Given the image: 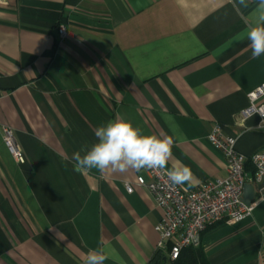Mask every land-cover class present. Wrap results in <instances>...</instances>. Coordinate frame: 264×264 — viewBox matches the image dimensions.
Here are the masks:
<instances>
[{
    "label": "crops",
    "instance_id": "1",
    "mask_svg": "<svg viewBox=\"0 0 264 264\" xmlns=\"http://www.w3.org/2000/svg\"><path fill=\"white\" fill-rule=\"evenodd\" d=\"M256 7L0 0V264H83L100 248L104 264L170 263L154 229L161 210L136 185L145 172L77 171L74 153L97 142L98 127L126 119L174 139L169 167H190L193 180L181 187L194 190L226 175L208 141L214 124L241 154L264 152L260 117L242 114L247 93L264 82V56L253 58L244 39ZM3 126L13 129L19 161ZM198 246L209 264H264V200L247 219L205 230Z\"/></svg>",
    "mask_w": 264,
    "mask_h": 264
},
{
    "label": "built area",
    "instance_id": "2",
    "mask_svg": "<svg viewBox=\"0 0 264 264\" xmlns=\"http://www.w3.org/2000/svg\"><path fill=\"white\" fill-rule=\"evenodd\" d=\"M60 38L66 35L64 24L57 26ZM248 106L243 116L256 114L264 131V82L247 93ZM2 140L13 156L19 161L22 151L16 143L13 129L2 127ZM208 141L222 153L226 164V175L209 180L194 190H184L173 185L164 171L143 169L148 180L138 175L136 185L146 188L152 195L161 217L154 229L158 233V247H165L169 260L178 258L182 249L200 244V236L207 228L220 221L238 223L250 217L258 201L264 200V152L250 157L236 149V138L226 135L219 124H214ZM250 162L254 172L249 174L246 163ZM250 184L254 196L250 203L243 200L244 187ZM128 193L133 187L125 183Z\"/></svg>",
    "mask_w": 264,
    "mask_h": 264
},
{
    "label": "clouds",
    "instance_id": "3",
    "mask_svg": "<svg viewBox=\"0 0 264 264\" xmlns=\"http://www.w3.org/2000/svg\"><path fill=\"white\" fill-rule=\"evenodd\" d=\"M244 4L245 0H239ZM235 6V5H234ZM244 39H247L253 58L264 56V0H257L253 19L245 27ZM97 142L88 149L74 153V167L77 171L96 169L126 172L151 169L164 171L173 185L191 184L193 173L187 165L173 164L169 167L174 139L157 135H145L126 119L108 121L97 128ZM83 153V154H82ZM108 255L103 248L90 249L83 264H104Z\"/></svg>",
    "mask_w": 264,
    "mask_h": 264
},
{
    "label": "trees",
    "instance_id": "4",
    "mask_svg": "<svg viewBox=\"0 0 264 264\" xmlns=\"http://www.w3.org/2000/svg\"><path fill=\"white\" fill-rule=\"evenodd\" d=\"M246 164L248 165L245 167L246 171L252 174L254 172L253 165L249 161ZM169 262V264H209L201 246L186 247L182 249L178 258L169 260Z\"/></svg>",
    "mask_w": 264,
    "mask_h": 264
},
{
    "label": "water",
    "instance_id": "5",
    "mask_svg": "<svg viewBox=\"0 0 264 264\" xmlns=\"http://www.w3.org/2000/svg\"><path fill=\"white\" fill-rule=\"evenodd\" d=\"M254 192L253 188L250 184H246L244 187V193H243V200L245 203H250L253 200ZM166 261V257L163 258V263L164 264Z\"/></svg>",
    "mask_w": 264,
    "mask_h": 264
},
{
    "label": "rangeland",
    "instance_id": "6",
    "mask_svg": "<svg viewBox=\"0 0 264 264\" xmlns=\"http://www.w3.org/2000/svg\"><path fill=\"white\" fill-rule=\"evenodd\" d=\"M213 226H214V225H213ZM211 227H212V226H211ZM209 228H210V227H209ZM207 229H208V228H207ZM207 229H206V230H207ZM203 232H204V231H203Z\"/></svg>",
    "mask_w": 264,
    "mask_h": 264
}]
</instances>
